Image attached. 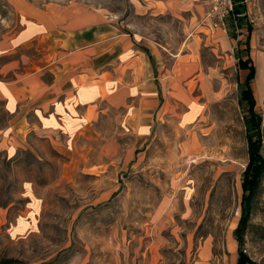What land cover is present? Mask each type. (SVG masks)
Returning a JSON list of instances; mask_svg holds the SVG:
<instances>
[{"label": "rangeland", "instance_id": "rangeland-1", "mask_svg": "<svg viewBox=\"0 0 264 264\" xmlns=\"http://www.w3.org/2000/svg\"><path fill=\"white\" fill-rule=\"evenodd\" d=\"M77 1L120 13L122 25L156 43L166 65L188 49L214 68L205 88L195 82L191 87L206 102L204 122L187 127L174 119L155 122L129 166H93L98 153L89 146L81 149L86 159L77 170L71 152L46 142L14 153L0 145V256L25 264H234L229 250L231 239L238 249L234 232L247 162L240 83L247 71L236 66L233 52L246 37L245 27H234L237 37L225 45L207 38L186 46L199 25L228 34V17L221 21L215 14L214 0ZM245 1L255 67L250 86L264 156V0ZM0 14L1 36L14 21L4 0ZM116 115L112 111L100 122L106 135L116 134ZM6 119L0 103V129ZM209 245L212 256L204 260ZM242 249L264 264V176Z\"/></svg>", "mask_w": 264, "mask_h": 264}, {"label": "crops", "instance_id": "crops-1", "mask_svg": "<svg viewBox=\"0 0 264 264\" xmlns=\"http://www.w3.org/2000/svg\"><path fill=\"white\" fill-rule=\"evenodd\" d=\"M4 1L14 15L0 36V103L7 114L0 145L8 152L46 142L71 152L70 163L78 170L86 159L81 149L89 146L98 153L93 166H129L155 122L174 119L181 127L204 122L206 102L197 100L191 87L195 82L205 88L214 68L190 50L166 65L156 43L122 25L120 13L77 0ZM199 27L186 46L207 38L225 45L232 38L220 28ZM245 39L238 42L244 46ZM233 57L236 62L235 51ZM112 111L117 131L106 135L100 122ZM207 253L204 260L212 256L211 245Z\"/></svg>", "mask_w": 264, "mask_h": 264}, {"label": "trees", "instance_id": "trees-1", "mask_svg": "<svg viewBox=\"0 0 264 264\" xmlns=\"http://www.w3.org/2000/svg\"><path fill=\"white\" fill-rule=\"evenodd\" d=\"M232 11L227 15L229 32L228 34L232 38H236L238 32L233 29L241 28L245 25L248 34L243 42V48H236V66L239 69L246 70L244 81L240 83L241 96L240 101L245 102L247 115L244 116V122L246 125V142H247V162L243 171L242 189V212L238 223V227L234 232L235 239L238 243L237 259L235 264H257L255 260H252L250 256L242 249L244 241V235L250 225V218L253 211V205L258 195L262 178L264 176V156L261 152L262 149V132L260 128V116L255 112V98L250 86V82L255 75V67L249 56V38L251 31V23L247 17V7L245 0H231ZM239 14V15H237ZM240 43L238 42V45ZM0 264H25V262L19 258L0 256Z\"/></svg>", "mask_w": 264, "mask_h": 264}, {"label": "built area", "instance_id": "built-area-1", "mask_svg": "<svg viewBox=\"0 0 264 264\" xmlns=\"http://www.w3.org/2000/svg\"><path fill=\"white\" fill-rule=\"evenodd\" d=\"M214 1L215 4L213 6V11H215V14H217L220 20L222 21L223 17H227L228 13L232 11V1L231 0H214Z\"/></svg>", "mask_w": 264, "mask_h": 264}]
</instances>
